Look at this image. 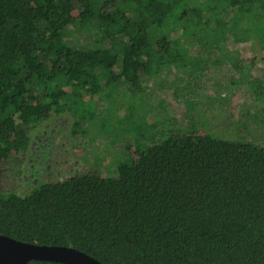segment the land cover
Segmentation results:
<instances>
[{"label":"trees","instance_id":"trees-1","mask_svg":"<svg viewBox=\"0 0 264 264\" xmlns=\"http://www.w3.org/2000/svg\"><path fill=\"white\" fill-rule=\"evenodd\" d=\"M245 44L264 63V0H0V235L102 264H264V146L158 129L152 107L119 120L130 141L111 174L5 187L51 118L84 136L114 105L136 111L170 68L202 73L214 57L264 99L253 60L238 63Z\"/></svg>","mask_w":264,"mask_h":264},{"label":"rangeland","instance_id":"rangeland-1","mask_svg":"<svg viewBox=\"0 0 264 264\" xmlns=\"http://www.w3.org/2000/svg\"><path fill=\"white\" fill-rule=\"evenodd\" d=\"M237 50L238 63L244 67L253 60L250 72L264 83L260 53L251 52L246 44ZM210 59L202 73L170 68L168 73L148 82L146 91L132 101L137 103L136 111L127 109L122 113L114 105L105 110L106 116L84 127V136L70 134L72 122L68 117L51 118L35 133L28 151L14 158L15 174L13 171L5 187L23 194L32 186L62 180L72 174H111L124 145L130 141L129 133L118 128L119 120L126 115L140 124L146 107H152L145 114L147 121L158 123V129L171 124L201 128L220 138L264 146V99L255 98L235 68L224 61H215L214 57ZM103 117H106L104 130L99 132ZM148 131L151 132L148 128L144 130V136ZM9 164H13L12 160Z\"/></svg>","mask_w":264,"mask_h":264},{"label":"water","instance_id":"water-1","mask_svg":"<svg viewBox=\"0 0 264 264\" xmlns=\"http://www.w3.org/2000/svg\"><path fill=\"white\" fill-rule=\"evenodd\" d=\"M32 261L102 264L71 247L35 245L0 235V264H30Z\"/></svg>","mask_w":264,"mask_h":264}]
</instances>
